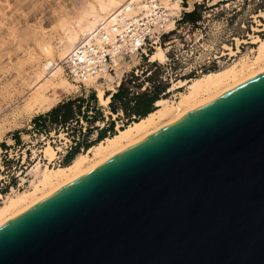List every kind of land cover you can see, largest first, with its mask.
<instances>
[{
	"label": "water",
	"instance_id": "obj_1",
	"mask_svg": "<svg viewBox=\"0 0 264 264\" xmlns=\"http://www.w3.org/2000/svg\"><path fill=\"white\" fill-rule=\"evenodd\" d=\"M0 264H264V74L2 226Z\"/></svg>",
	"mask_w": 264,
	"mask_h": 264
},
{
	"label": "rangeland",
	"instance_id": "obj_2",
	"mask_svg": "<svg viewBox=\"0 0 264 264\" xmlns=\"http://www.w3.org/2000/svg\"><path fill=\"white\" fill-rule=\"evenodd\" d=\"M13 1L7 0L9 4L0 1V33L3 31L0 34V110H2L0 111V193L4 197L14 192L32 189V183L35 181L36 184L41 179V172H35L36 164L42 166L41 171L46 166L51 169L64 167L65 157L76 143L96 140L97 127H103L110 121L116 120V129L119 131V128L127 122L125 117L120 115L118 118L117 115L112 114L109 105H102L98 99V90H104L105 96L114 93L113 88L116 87L117 78L113 79L114 85H110V81L101 80L98 88L87 84L80 86L68 80L73 88H69L71 90L68 93L61 94L54 108L83 98L88 101L90 112H94L93 108H97L102 117H96L89 124L82 119L79 126L72 123L67 127H59L46 123V127L42 122V130L37 131L38 127L34 124V120L50 111L30 115L18 109L19 105L24 104L26 96L31 93V88L38 83L33 82L35 71L38 68L41 70L46 60L43 56H36L40 50L36 46L49 42L56 61L60 62L57 55L61 46L59 39L63 36V32L57 27V20L65 18V21L71 20L73 23L75 20L73 21L72 17L75 19L83 5L86 8V3L90 2L91 5L94 0H52L54 2L50 5L52 8H46L54 14L47 16L46 21L45 15L37 17L36 20L30 18L31 10L23 6L17 9V4L14 3L16 1ZM43 1L45 3L47 0ZM52 1L50 0L49 3H53ZM182 7L183 10L174 15L182 14L177 29L165 35L162 41L161 47L165 50L167 61L159 63L151 62L150 58L134 59L136 67L133 71H130L133 67L126 71L130 72L124 75L122 81L127 79L130 82L133 78V82L128 86L134 91L146 88L154 93L156 90L159 99L177 101L179 93L186 92V87L177 89L174 87L175 84L232 67L235 63L250 62L256 55L255 49L258 47L256 41L264 40V0H182ZM29 28L30 31L36 32H30ZM31 33L32 37H30ZM36 33L39 36L35 35ZM28 40L32 41L28 42ZM33 55L37 59L40 57L37 64L30 60ZM64 79L67 77L64 76ZM44 128H47V132H44ZM17 138H20V142L16 141ZM48 146L56 152L51 162L44 152ZM87 151L82 149L79 154ZM2 203L3 200H0V206Z\"/></svg>",
	"mask_w": 264,
	"mask_h": 264
},
{
	"label": "bare ground",
	"instance_id": "obj_3",
	"mask_svg": "<svg viewBox=\"0 0 264 264\" xmlns=\"http://www.w3.org/2000/svg\"><path fill=\"white\" fill-rule=\"evenodd\" d=\"M2 1L7 2V0H2ZM14 1L13 2L17 4V9L18 7L20 8L23 6L31 10L29 11L31 12L30 18L32 17L35 20L37 17L41 15H45L44 16L45 21L47 16H52L50 15L52 13L50 12L51 10L49 11V9L52 8L50 7V5L54 4L52 0L51 1L53 3H49L50 0H47L48 2L46 1L47 2V3L45 2L46 4L44 3L43 0H14ZM129 1L130 0H94L93 3L91 2L92 3L91 5L89 4L90 2L88 4L86 3L85 5L86 8H84L83 5L84 10L80 14L79 11L82 10L83 8H81L79 11L77 10L78 14L77 15L75 14L76 15L75 19L74 17H72L73 21L75 20L74 22L72 21L73 23H71V20H68V22L65 21L64 17H63L64 20L63 19L57 20L58 22L56 24L58 26L57 25L56 26L61 30V32H63L62 33L63 36H61V39H59L61 46L59 48L57 55L60 59V62L56 61L54 50L52 49L49 42H48L49 44L44 42V44L36 46L38 47V49H40L38 50L39 52L36 51L37 52L36 56H40V57L43 56L44 58H46V60L43 64V68L41 70L38 68L35 71L33 82L34 84L36 82L38 83L33 88H31L32 90L30 89L31 93L27 95L28 97L26 96L25 99L23 98L24 104L19 105L18 109L30 115L35 113L38 114V113L51 111L59 102L61 94L65 92L68 93L69 90H71L69 88H73V85L70 82H68V80L70 79L67 75L64 66V62L67 56L69 55V53L71 52V50L86 34L94 30L102 20H104L109 15L113 14L115 11H117L123 5L127 4ZM161 1L166 5L167 8H169V10L173 15L183 10L182 0H161ZM46 7H49V9ZM49 19H51V17ZM51 21L50 23H52ZM30 29L31 28H29V31ZM33 31L36 32L35 30H31L30 32L33 33ZM37 32L40 34L39 31ZM32 33L30 37H32ZM35 35L38 34L36 33ZM31 41L32 40H28V42ZM256 42L258 45L257 49H255L256 55L254 59L251 60L250 62L235 63L236 65L234 64V66L232 67L230 66L229 68L226 69L224 68L219 71H212L202 75L201 77L194 78L191 80L178 82L177 84L174 85V87H176L177 89L178 88L184 89V87H186V92H180V93L178 92L179 98L177 101H175L176 99L174 101H171L169 99L162 98L161 100L156 102L155 104L156 110L153 113L149 114L145 118L140 119L139 121L133 122L131 125H129L124 129H120L116 135L112 137H108L103 141L97 143L96 145L92 146L86 153L77 155L69 165L64 167L60 166L55 169H51L48 166H46L41 171L42 166L39 163L36 164L35 172L37 173L41 172L40 174L41 179L37 181L36 184H34L35 181L32 183L33 185L30 191L14 192L10 195H7L6 197H4L0 193V200H3V203L0 206V228L5 224L14 220L21 214L25 213L29 209L33 208L37 204L41 203L42 201L53 196L57 192L63 190L70 184L74 183L75 181L89 174L90 172L100 167L101 165L105 164L109 160L117 157L123 152L143 142L144 140L158 134L162 130L168 128L169 126L175 124L176 122L189 116L193 112L203 108L204 106L210 104L211 102L217 100L218 98L232 92L233 90H236L237 88L243 86L244 84H247L248 82L254 80L255 78H258L259 76L263 75L264 74V40L260 39ZM35 50H37V48H35ZM40 57H38L37 59L33 55L30 58V60L35 61V64H37L36 62H38ZM24 61L22 60L23 63ZM150 61L165 63L167 61V55L165 53V50L162 47L157 46L156 52L153 55H150ZM135 65H136L135 62H133L132 64H127V65L125 64L119 67L114 75L104 76L103 80L110 81L111 83L110 85H114L115 81L113 79L117 78L116 87L113 88V91L115 92L116 88L122 82L124 73L128 69L134 67ZM64 76H66L67 79H64ZM86 84L88 86H95L96 88H98L100 86V80H91ZM97 92L100 103L102 105L108 106L111 101L112 94L109 96H105L104 90H98ZM44 150H45L44 151L45 155L49 158L48 160H50V162L53 161L56 154L55 150L51 146H48Z\"/></svg>",
	"mask_w": 264,
	"mask_h": 264
},
{
	"label": "built area",
	"instance_id": "obj_4",
	"mask_svg": "<svg viewBox=\"0 0 264 264\" xmlns=\"http://www.w3.org/2000/svg\"><path fill=\"white\" fill-rule=\"evenodd\" d=\"M181 17L182 14L174 16L161 0H130L71 50L64 62L69 79L85 86L91 80L101 81L106 75H114L119 67L132 64L134 59L150 58L156 47L162 46L165 35L177 29ZM130 91L136 95L152 93L146 88L134 91L130 87Z\"/></svg>",
	"mask_w": 264,
	"mask_h": 264
},
{
	"label": "trees",
	"instance_id": "obj_5",
	"mask_svg": "<svg viewBox=\"0 0 264 264\" xmlns=\"http://www.w3.org/2000/svg\"><path fill=\"white\" fill-rule=\"evenodd\" d=\"M130 82H133V78ZM130 82L129 80H123L116 92L112 94L109 103V108L112 114L117 115L118 118L120 115L126 118V124H123L119 129H124L133 122L139 121L153 113L156 110V102L161 100L159 99V94L156 90L154 93L143 92L138 95L133 94L128 86ZM93 110L94 112H90L89 103L85 99H76L60 104L47 114L37 117L34 120V124L38 127L37 131L42 130V122L45 126L46 123H49L53 126L67 127L72 123H76L79 126L83 119L89 124L93 119H96V117H102L100 110L97 108H93ZM116 123V120H113L110 121L109 124H105L103 127H97L96 130L98 131V134L96 140L91 142L84 140L83 142L76 143V145L68 151L65 157V166L69 165L82 149L87 151L107 137L115 135L118 131L116 129ZM44 132H47V128H44ZM16 141L20 142V138H17Z\"/></svg>",
	"mask_w": 264,
	"mask_h": 264
},
{
	"label": "crops",
	"instance_id": "obj_6",
	"mask_svg": "<svg viewBox=\"0 0 264 264\" xmlns=\"http://www.w3.org/2000/svg\"><path fill=\"white\" fill-rule=\"evenodd\" d=\"M119 86H120V85H119ZM119 86H118V87H119ZM115 92H116V91H115Z\"/></svg>",
	"mask_w": 264,
	"mask_h": 264
}]
</instances>
